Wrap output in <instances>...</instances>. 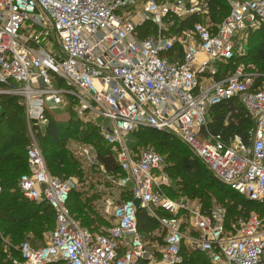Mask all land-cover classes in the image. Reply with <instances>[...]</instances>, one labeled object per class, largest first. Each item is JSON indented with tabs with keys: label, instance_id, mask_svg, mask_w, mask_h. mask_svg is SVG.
<instances>
[{
	"label": "built area",
	"instance_id": "built-area-1",
	"mask_svg": "<svg viewBox=\"0 0 264 264\" xmlns=\"http://www.w3.org/2000/svg\"><path fill=\"white\" fill-rule=\"evenodd\" d=\"M228 2L221 22L179 28L177 20L209 14L206 0H0V97H18L31 135L47 124L48 113L72 102L118 164L107 172L92 146L75 149L119 191L101 206L109 225L92 232L67 205L78 182L52 175L33 139L18 188L26 199L49 204L55 227L42 246L23 241L13 264L151 259L136 197L163 230V264L180 263L184 244L205 252L211 264H264V222L257 214L227 221L221 206L205 212L193 200L168 197L158 175L164 158L151 147H130L131 133L141 128L171 133L217 180L247 200L264 199V72L240 65L217 77L218 63L246 54L250 32L264 23V0ZM148 22L155 32L142 37ZM230 98L244 106L251 127L225 142L207 123L210 107Z\"/></svg>",
	"mask_w": 264,
	"mask_h": 264
},
{
	"label": "trees",
	"instance_id": "trees-1",
	"mask_svg": "<svg viewBox=\"0 0 264 264\" xmlns=\"http://www.w3.org/2000/svg\"><path fill=\"white\" fill-rule=\"evenodd\" d=\"M206 2L213 24L219 23L229 13L228 0H206ZM196 21H198V16L193 14L177 23L179 28H183L191 26ZM141 28L142 37L150 33V30H154L149 22ZM248 58L258 72H264V23L250 32L244 56L217 64L219 70L217 77L220 78L229 73L234 63L243 59L247 60L246 64H248ZM0 101L2 104L0 112V264H13V260H21L18 247L23 241L31 240L30 243L34 245L33 238H38L44 231L54 229L55 214L47 202L44 200L30 201L22 195L18 188L20 175L28 171L26 148L30 140L27 134L25 112L16 96L3 95ZM68 108L67 110H70L72 115L65 122L48 113L47 124L33 128L40 139L51 174L60 176L62 179L76 176L81 181L84 180L82 178L84 173L80 169L78 159H74L61 142L62 131L67 138L72 137L74 140L92 146L96 151L98 164L102 165L107 172L117 171L118 164L111 148L103 140L97 126L76 118L74 110L71 107ZM250 127L251 118L237 98L223 100L209 109L207 128L213 135L220 136L225 142H228L234 135L245 137ZM146 134L153 139V144L157 149L163 153L167 152V171L169 173L170 170L172 171L170 176L175 181L174 186L163 187L168 197L175 199L177 194H184L189 198L198 197L202 200L201 209L205 212H209L215 206H222L227 212V221L247 215L249 206L256 207L259 218L264 222V199L262 201L247 200L217 180L192 154L191 150L171 133L154 128H141L131 133L130 147L135 150L145 148L144 145L139 146L141 144L139 138L145 137ZM132 138L135 140L133 141ZM157 153L160 154L159 151ZM86 193L83 190H71L67 205L76 219L81 218L82 225L88 226L87 228L92 232H98L103 227L93 226V224L99 221L100 217L93 210L90 212L85 209L92 204ZM83 195L86 196L84 199ZM212 196L214 200L222 204L211 206ZM226 197L229 199L227 202ZM93 213L96 215L93 216ZM137 225L140 232L147 233L156 227L157 222L146 211L139 208L137 209ZM28 236H31V239ZM181 254L182 261L178 264H211L207 254L197 248L189 249L182 246ZM46 264L66 263L58 260Z\"/></svg>",
	"mask_w": 264,
	"mask_h": 264
},
{
	"label": "rangeland",
	"instance_id": "rangeland-1",
	"mask_svg": "<svg viewBox=\"0 0 264 264\" xmlns=\"http://www.w3.org/2000/svg\"><path fill=\"white\" fill-rule=\"evenodd\" d=\"M198 1L199 2H203L204 0H198ZM177 21H179V20H177ZM198 21H200V23H204V24H208V25L210 23H212L209 14H206V15L200 14V15H198ZM151 32L154 33L155 31L154 30H150V33ZM246 61L243 59L242 61H239L238 63L237 62L234 63V67L232 66L233 68H230L229 72H233L240 65L245 66L247 71L252 70V68L254 66L251 64L250 59L248 58V62H249L248 64H246ZM73 106H74V104L71 102V103L68 104V106H65V108H63L61 110H55V111L50 112V115H52L53 117L57 118L60 121H64L65 122L72 115L71 112H70V110L69 111L67 110V109H69L68 107H71L72 110H74V112H75V115L74 116L76 118L80 119L81 121H84L85 122V120L88 119V117L86 115H84V114L82 115V113H80L79 111H75V109H73ZM74 108H75V106H74ZM26 123H27V120H26ZM32 131H33V129H32ZM27 134H28V137H29L30 142L34 139L36 141V143L39 145V147L41 148L42 152H43L40 139L36 136V133L35 132H33L32 135H31V133L29 131V128H28V123H27ZM62 134H63V136L61 137V142L64 143V148L66 147L65 149H67L69 151V153L73 156L74 159L75 158L78 159L79 165H80V169L84 173L83 176H82V178L84 180H82V181L80 180L79 177H76V176H71V177L74 178L78 182V187H76V188L78 190H80V191L83 190V192H85V193L87 192L86 194L89 195L88 198L91 200L90 202H92V204L90 206L88 205L85 209L86 210H89L90 212H92L91 210H93L100 217V220L99 221H95V223L93 224V226H98L100 228L107 227L109 225V221L102 216L101 206H102V203L104 202V200L108 196H111L112 198H116L119 195V191H117V189L111 187V185L106 181V179L101 174H99V171H98V169L95 166L89 165V163L83 162V158L78 153H74L76 147L81 142L80 141H77V140H74L72 137L67 138L65 136L66 134L63 133V131H62ZM148 136H149V134H146L145 137H140L139 138V143H141V144H139V146H143L144 145V147H151L153 149L154 148L157 149L154 146V144H153L154 143L153 139L152 138H149ZM132 140L134 141L135 139L132 138ZM145 141H147V142H145ZM30 142H29V144H30ZM157 150L160 152V155L164 158V168H163V171H161V172L158 173V175H160V176L162 175L163 177L162 176L161 177L166 180V183L164 184L163 187L164 188H168L171 185L174 186L175 181L172 180V177L170 176V173L172 171L170 170V173L167 171L168 170V167H167L168 163L166 161V153L167 152L166 153H163L161 150H159V149H157ZM43 154H44V152H43ZM44 157H45V154H44ZM48 169L51 172V169L49 167H48ZM161 173H163V174H161ZM60 175H62V174H60ZM58 177H60V176H58ZM61 177H63V176H61ZM178 195H180V196H178ZM85 197L86 196H84L83 199ZM180 198L193 200V201L197 202L200 205V207H201V201L202 200H200L198 197L197 198H195V197L189 198V197H187L184 194H177L175 196V199H177V200L180 199ZM213 198H214V196H212V199H211V201H212V205L211 206L218 205V204H222V203L214 200ZM228 200H229L228 197H226V202ZM247 209H248L249 212H254L255 214H257L259 216V213H258L256 207L249 206ZM96 214H94L93 216H95ZM77 219H78V222L81 223V225H82L81 218L79 217ZM82 227L87 228L88 226L82 225ZM51 230L44 231L41 235H39L38 238H33L34 240H32V243L34 245H42V244H44L45 241H46V239L48 238ZM154 231L157 234H159L161 237H163V230H162V228H161V226H160V224L158 222H157L156 227L154 228ZM141 233L144 236L146 235L147 237H149V235H151V234H148L147 235L146 233H143V232H141ZM189 234L191 236H193V234H191L190 232H189ZM29 238L31 239V236ZM183 246L185 247L187 245H183ZM187 247L189 249H192L189 246H187Z\"/></svg>",
	"mask_w": 264,
	"mask_h": 264
},
{
	"label": "crops",
	"instance_id": "crops-1",
	"mask_svg": "<svg viewBox=\"0 0 264 264\" xmlns=\"http://www.w3.org/2000/svg\"><path fill=\"white\" fill-rule=\"evenodd\" d=\"M208 120H209V115H208ZM190 233L195 235V232H193V231H191ZM146 234L147 235L151 234V235H149V237H147L146 235L144 236L147 243H148V250H149V254L151 256V259H144L141 262V264H163L160 261V250L163 246V237H161L159 234H157L154 231V229L150 230ZM184 245H186V244H184ZM185 247H187V246H185Z\"/></svg>",
	"mask_w": 264,
	"mask_h": 264
},
{
	"label": "water",
	"instance_id": "water-1",
	"mask_svg": "<svg viewBox=\"0 0 264 264\" xmlns=\"http://www.w3.org/2000/svg\"><path fill=\"white\" fill-rule=\"evenodd\" d=\"M133 204H134V206L137 208V209H139V207H140V198H133Z\"/></svg>",
	"mask_w": 264,
	"mask_h": 264
}]
</instances>
